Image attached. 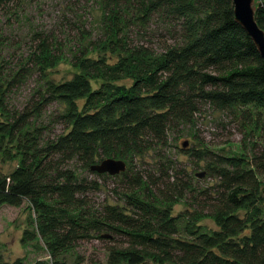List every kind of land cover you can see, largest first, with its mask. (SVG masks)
<instances>
[{
    "label": "trees",
    "instance_id": "obj_1",
    "mask_svg": "<svg viewBox=\"0 0 264 264\" xmlns=\"http://www.w3.org/2000/svg\"><path fill=\"white\" fill-rule=\"evenodd\" d=\"M16 2L0 0V21ZM99 4L100 33L91 38L90 31L82 28L79 39L87 40V45L78 44L71 57L78 72L70 80L48 83L39 102H30L13 112L9 121L0 122L1 138L12 141L46 105L55 100L67 105L60 117L64 134L44 144L38 137L21 143L19 166L6 177L0 175V203L17 206L23 199L31 203L38 212V234L46 239L53 257L95 237L113 242L106 249V262L95 264L147 260L264 264L260 206L264 201L260 188L264 179V62L234 20L232 0H100ZM253 5L255 21L264 32V0H254ZM155 19L171 25L172 30L165 29L179 34L178 38L155 46L139 41V35L150 34L148 28ZM152 32L161 34L156 28ZM31 40L29 68L42 71L54 66L59 59L57 44L41 33ZM90 51L99 53L91 56ZM92 81L100 84L92 87ZM2 97L0 112H5ZM205 104L236 113L241 131L252 144L250 159L183 149L197 161L207 160V174L216 178L213 188L194 194L185 174L175 171L169 180L160 167L161 177L167 176L162 183L152 175L148 180H130L128 189L122 191L127 207L105 205L98 212L89 211L86 194L97 188L96 182L78 178L69 163L103 175L89 166L165 146L168 133L190 124ZM139 189H143L142 198L136 195ZM180 199L193 209L169 216V208ZM205 217L214 220L215 230L189 227ZM104 231L111 235L103 236ZM117 238L122 241L116 242Z\"/></svg>",
    "mask_w": 264,
    "mask_h": 264
},
{
    "label": "rangeland",
    "instance_id": "obj_2",
    "mask_svg": "<svg viewBox=\"0 0 264 264\" xmlns=\"http://www.w3.org/2000/svg\"><path fill=\"white\" fill-rule=\"evenodd\" d=\"M100 0H17L0 21V95L3 96L5 112H0V122L9 121L13 112H20L30 102H39L47 84H55L70 80L77 68L71 63V57L77 53V45H87V40L79 39L82 28L90 31L91 38L96 37L101 29ZM254 4V3H253ZM254 7V5H253ZM167 25V26H166ZM162 19H155L148 31L138 40L150 42L154 46L163 41L174 42L179 34L171 31ZM161 31L153 35L152 29ZM171 29L170 31H167ZM41 33L57 44V60L52 67L39 71L29 68L28 56L33 45L32 36ZM158 33V32H157ZM59 47V48H58ZM59 49V50H58ZM89 55H98V51H90ZM101 54V53H100ZM19 74V75H18ZM100 81H92V87H97ZM82 101L79 102V105ZM67 105L59 100L46 105L39 114H33L29 124L17 134L14 140L0 134V175L2 177L19 166L21 160V143L26 139L38 137L44 144L64 134L65 124L61 120ZM233 110H217L207 104L201 106L190 124L180 125L168 133L167 144L142 151L125 162V170L116 175H96L89 173L72 162L69 167L75 175L86 181H95L97 188L87 192L89 211L98 212L105 205L127 207L122 191L128 189L131 179L141 177L148 180L149 175L158 183L166 181L167 176H174L175 171L189 178L194 194L201 189L213 188L216 178L208 175L205 158L195 160L183 149L209 150L226 156L245 155L251 158V143L245 138L235 118ZM237 117V116H236ZM238 119V118H237ZM239 120V119H238ZM40 132V136H37ZM185 143V146L183 144ZM118 159V158H116ZM98 160L95 163H98ZM162 167L167 176L161 177L158 169ZM203 172L201 177L196 173ZM125 176V177H124ZM166 176V178H165ZM264 187V179L260 188ZM139 191V192H138ZM143 189L136 194L142 198ZM264 217V201L261 203ZM157 207L165 208V205ZM186 199H180L169 208V216L176 217L185 210H192ZM244 211H240L243 215ZM38 212L29 201L23 199L17 206L0 203V264H95L105 263L107 247L113 242L101 241L91 237L79 241L74 247L61 251L55 257L46 247V239L40 237L37 231ZM189 227H199L201 231L211 232L216 229L214 220L202 218ZM104 233L111 235L110 232ZM117 238L116 242H121ZM149 264H157L147 260ZM119 264H126L121 262ZM168 264V263H164Z\"/></svg>",
    "mask_w": 264,
    "mask_h": 264
},
{
    "label": "water",
    "instance_id": "obj_3",
    "mask_svg": "<svg viewBox=\"0 0 264 264\" xmlns=\"http://www.w3.org/2000/svg\"><path fill=\"white\" fill-rule=\"evenodd\" d=\"M254 0H232L234 20L242 27L246 34L252 40L261 59L264 62V32L257 25L254 17ZM185 146V143L183 144ZM92 172L98 174L116 175L125 170V162L122 159L105 158L98 163H93L89 166ZM201 177L203 172L196 173ZM264 194V187L262 188ZM107 236V234L103 235ZM140 264H149L143 261Z\"/></svg>",
    "mask_w": 264,
    "mask_h": 264
}]
</instances>
